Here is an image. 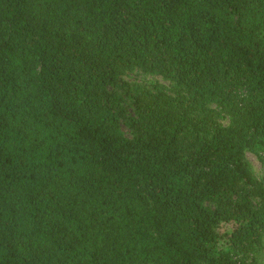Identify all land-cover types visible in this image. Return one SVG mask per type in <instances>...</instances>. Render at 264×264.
I'll return each instance as SVG.
<instances>
[{
	"label": "trees",
	"instance_id": "16d2710c",
	"mask_svg": "<svg viewBox=\"0 0 264 264\" xmlns=\"http://www.w3.org/2000/svg\"><path fill=\"white\" fill-rule=\"evenodd\" d=\"M248 154L264 0H0V264H264Z\"/></svg>",
	"mask_w": 264,
	"mask_h": 264
},
{
	"label": "rangeland",
	"instance_id": "374dc122",
	"mask_svg": "<svg viewBox=\"0 0 264 264\" xmlns=\"http://www.w3.org/2000/svg\"><path fill=\"white\" fill-rule=\"evenodd\" d=\"M127 130V128H126ZM249 160L253 163L255 169L259 172V174H262L264 172V169L262 168V165L260 161L256 158V156L252 154H248Z\"/></svg>",
	"mask_w": 264,
	"mask_h": 264
}]
</instances>
